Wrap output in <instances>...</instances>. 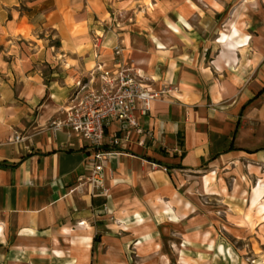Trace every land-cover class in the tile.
I'll return each mask as SVG.
<instances>
[{
    "label": "crops",
    "instance_id": "obj_1",
    "mask_svg": "<svg viewBox=\"0 0 264 264\" xmlns=\"http://www.w3.org/2000/svg\"><path fill=\"white\" fill-rule=\"evenodd\" d=\"M151 1L163 25L148 28L145 0H0V264H182L190 248L146 243L193 221L192 208L200 221L222 220L208 216L213 200L227 221L264 217V42L236 37L250 24L238 8L206 63L202 21L216 24L222 11L196 3L230 0ZM120 63L170 94L137 111L142 134L106 127L107 191L92 196L76 190L91 148L52 124Z\"/></svg>",
    "mask_w": 264,
    "mask_h": 264
},
{
    "label": "rangeland",
    "instance_id": "obj_2",
    "mask_svg": "<svg viewBox=\"0 0 264 264\" xmlns=\"http://www.w3.org/2000/svg\"><path fill=\"white\" fill-rule=\"evenodd\" d=\"M196 4L207 9L209 16L217 13L216 10L218 11V9L222 11L221 14L217 13L215 16L216 24H211L210 20L206 18H203L202 21L204 27L209 26V32L206 36H204V32L199 34L202 38L206 37L207 44L206 50H200L198 53H201L202 56L206 54V63H208L209 58L213 57V51L216 49L215 42L218 41L217 38L220 37L221 33L227 32L229 34L231 32V28H226L224 24L233 17L234 12L237 13L238 8L242 7L243 14L246 16L241 17V21L246 22L248 20L250 24L246 28V24L241 23L245 31L242 33L238 29L239 33L236 37L242 39L247 36L248 42H264V0H230L228 3H224L222 8L216 7L214 1ZM153 7L156 9L155 3L153 4L151 0H145L139 9L140 20L148 28L163 25L161 13L159 17L155 13L151 14ZM149 11L150 13H148ZM123 20L124 23H130L129 19L124 18ZM150 36V33H144L140 36L141 40H138L145 50L149 47ZM182 36L186 35L182 34ZM190 36L197 37L193 34ZM190 36L187 35L186 37L192 38ZM144 77L147 79V76L144 75ZM147 82L150 83L148 79ZM211 179L210 176L208 180L211 181ZM258 182L254 181L253 183L252 181L250 186L254 185L255 189L259 185ZM262 195L255 198L261 199ZM201 201L206 202L204 199ZM209 203L213 208L210 209L212 213L208 216L217 217L218 220L222 219L221 221H200V217L205 213L203 210L192 208L190 211L194 217L193 221H186L183 223L184 225L168 224L165 230L160 233L159 241H156L157 243L155 241L148 242L146 243L149 245L147 247L153 252L176 254L186 246L191 249L190 253H186L188 256L186 257L187 264H264V221H260L262 218L264 219L261 216L264 205L260 204L257 209L256 215L261 216L260 218L257 217V221H227L228 218L222 209H217L219 204L214 200ZM251 215L252 212H249L247 217L250 216L251 218ZM138 223L142 224L144 221H138ZM183 233L186 235L185 238L182 237Z\"/></svg>",
    "mask_w": 264,
    "mask_h": 264
},
{
    "label": "built area",
    "instance_id": "obj_3",
    "mask_svg": "<svg viewBox=\"0 0 264 264\" xmlns=\"http://www.w3.org/2000/svg\"><path fill=\"white\" fill-rule=\"evenodd\" d=\"M122 49L115 48L116 56ZM103 86L98 89L82 87L74 96V104L66 110V117L52 124V130L68 131L80 135L91 148L87 163L89 175L81 177L76 190L85 189L94 196L105 193V159L108 151L105 150L106 127L117 122L125 138L128 139L133 131L142 134L137 120V111L146 115L151 110L154 101L163 100L170 91L167 89H153L139 70L119 64L115 71L102 72ZM80 86V85H79ZM16 136L13 143L22 142ZM109 145L116 147L121 143L119 137L108 141Z\"/></svg>",
    "mask_w": 264,
    "mask_h": 264
},
{
    "label": "bare ground",
    "instance_id": "obj_4",
    "mask_svg": "<svg viewBox=\"0 0 264 264\" xmlns=\"http://www.w3.org/2000/svg\"><path fill=\"white\" fill-rule=\"evenodd\" d=\"M234 28V27H233ZM264 187V186H263ZM142 243H139L138 245H141ZM181 248V247H180ZM180 255V254H179ZM187 259L186 258H184L183 256H182V259H181V263L182 264H187Z\"/></svg>",
    "mask_w": 264,
    "mask_h": 264
}]
</instances>
